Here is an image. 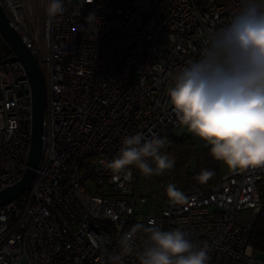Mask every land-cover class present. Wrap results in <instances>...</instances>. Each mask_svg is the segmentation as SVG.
I'll return each instance as SVG.
<instances>
[{
  "label": "built area",
  "instance_id": "1",
  "mask_svg": "<svg viewBox=\"0 0 264 264\" xmlns=\"http://www.w3.org/2000/svg\"><path fill=\"white\" fill-rule=\"evenodd\" d=\"M46 2L0 0L40 63L47 96L31 189L0 208V264H139L135 253L116 258V238L149 221L206 244L209 264H264L249 243L264 168L223 174L171 205L174 166L147 178L133 167L126 180L102 163L138 131L166 138L168 152L181 125L166 90L199 58L202 34L225 26L240 0H63L65 12L53 18ZM89 13L94 25L85 23ZM12 56L0 60V191L23 177L32 134L30 83L18 59L4 62Z\"/></svg>",
  "mask_w": 264,
  "mask_h": 264
},
{
  "label": "clouds",
  "instance_id": "2",
  "mask_svg": "<svg viewBox=\"0 0 264 264\" xmlns=\"http://www.w3.org/2000/svg\"><path fill=\"white\" fill-rule=\"evenodd\" d=\"M64 12L63 0H47L49 18ZM96 21L94 13L85 18L87 24ZM202 35L199 58L174 74L166 102L214 160L231 171L264 168V0H240L225 26ZM166 148V138L138 131L124 136L118 154L102 163L116 177L126 173V180L133 167L143 177L160 176L175 164ZM214 175L203 169L196 180L205 183ZM165 192L171 205L187 203L175 184L169 183ZM116 242L117 259L135 253L139 264H209L211 259L206 244L179 228L163 230L155 221L133 225Z\"/></svg>",
  "mask_w": 264,
  "mask_h": 264
},
{
  "label": "water",
  "instance_id": "3",
  "mask_svg": "<svg viewBox=\"0 0 264 264\" xmlns=\"http://www.w3.org/2000/svg\"><path fill=\"white\" fill-rule=\"evenodd\" d=\"M0 36L13 54L11 58L4 60V62L18 59L22 63L32 93V134L27 168L23 177L18 182L0 191V208H2L14 202L31 189L36 170L39 167L42 157L47 96L45 79L40 63L11 26L1 6Z\"/></svg>",
  "mask_w": 264,
  "mask_h": 264
},
{
  "label": "trees",
  "instance_id": "4",
  "mask_svg": "<svg viewBox=\"0 0 264 264\" xmlns=\"http://www.w3.org/2000/svg\"><path fill=\"white\" fill-rule=\"evenodd\" d=\"M0 41H2L1 37ZM10 54L11 50L8 48L6 54L0 60ZM168 153L175 159L173 184L185 195L205 193L220 181L221 163L212 158L209 149L198 151L192 140L187 136L170 137L168 139ZM203 169L211 170L215 175L207 182L200 183L196 180V176ZM258 189L261 206L251 227L249 243L256 255L264 261V177Z\"/></svg>",
  "mask_w": 264,
  "mask_h": 264
},
{
  "label": "crops",
  "instance_id": "5",
  "mask_svg": "<svg viewBox=\"0 0 264 264\" xmlns=\"http://www.w3.org/2000/svg\"><path fill=\"white\" fill-rule=\"evenodd\" d=\"M182 136H187L188 138H190L192 140L195 148L198 151H203V150L208 149V147H206L203 142L199 141L198 138L193 137L190 133L187 132V130L184 127L180 126L175 131V137H182ZM230 172H232V171L229 170L226 166H224L221 163V175L227 174Z\"/></svg>",
  "mask_w": 264,
  "mask_h": 264
},
{
  "label": "rangeland",
  "instance_id": "6",
  "mask_svg": "<svg viewBox=\"0 0 264 264\" xmlns=\"http://www.w3.org/2000/svg\"><path fill=\"white\" fill-rule=\"evenodd\" d=\"M72 2H73V4H77L78 3V0H72ZM1 37V36H0ZM2 39V38H1ZM8 45L5 43V41L2 39V41H0V58H2L5 54H6V52H7V50H8ZM10 49V48H9ZM191 168H192V166H191ZM149 209V205H148V203H141V204H139V206H138V208H137V210L139 211V212H142V213H145V212H147V210Z\"/></svg>",
  "mask_w": 264,
  "mask_h": 264
}]
</instances>
